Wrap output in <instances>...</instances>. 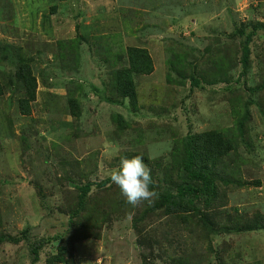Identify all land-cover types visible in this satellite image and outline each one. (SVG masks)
Here are the masks:
<instances>
[{
    "label": "rangeland",
    "instance_id": "1",
    "mask_svg": "<svg viewBox=\"0 0 264 264\" xmlns=\"http://www.w3.org/2000/svg\"><path fill=\"white\" fill-rule=\"evenodd\" d=\"M259 23L264 0H0V43L39 81L30 115L11 90L0 97V236L21 239L0 242V264H44L61 242L77 264H264V228L239 230L264 224V29L251 67L240 62ZM130 45L155 61L136 77L135 109L109 100ZM1 66L14 75L11 61ZM210 129L235 139L215 166L213 230L152 211L154 199L133 208L112 181L73 217L80 181L107 179L125 157L147 159L163 191L186 134Z\"/></svg>",
    "mask_w": 264,
    "mask_h": 264
},
{
    "label": "trees",
    "instance_id": "2",
    "mask_svg": "<svg viewBox=\"0 0 264 264\" xmlns=\"http://www.w3.org/2000/svg\"><path fill=\"white\" fill-rule=\"evenodd\" d=\"M258 29H264V25L256 24L243 39L240 62L245 72L251 67V42ZM125 53V63L113 70L112 90L114 96L109 100L112 102L128 100L135 109L138 106L136 77L138 75L152 74L155 70V61L150 50L145 46L130 45L126 48ZM19 54L13 45L9 43L2 45L0 43V97L5 96L7 91L11 90L10 98L16 97L20 112L24 115H30L33 103L38 99L39 81L33 65L26 57ZM4 61H11L15 64L14 75L11 74L10 76L7 74L5 77V72L1 66ZM217 76L215 74V78ZM192 80L194 84L199 83V80L193 76ZM209 81L213 82V79H209ZM76 100L70 97L69 102L73 109L72 112L77 115L76 109L79 108V104ZM234 149L235 139L224 130L210 129L187 133L181 148L174 156L176 163L172 167L170 178L165 180L167 187L163 191L154 179L155 172L151 171L154 181L152 188L158 192V197L154 198L151 210H163L164 215L179 219L184 223L194 222L203 230L211 228L212 220L218 216L215 203L219 194L217 188L219 174L215 170V166ZM145 161L148 163L147 159ZM108 182H111L110 177L99 183L92 181L81 183L80 181V185L77 186L78 199L73 208V217L76 216L78 218L83 215L93 186L102 187ZM239 223L240 221L236 225ZM229 226L228 220L224 222L218 221L214 230H229ZM259 228H264V224L258 221L255 223L249 221L239 227V230H255ZM211 230L213 229L211 228ZM7 239L13 243L21 241L17 236H0V242ZM33 254L37 260L39 258V248L37 246L33 247ZM175 261V264H187L182 256L175 259ZM75 262L66 244L61 242L44 264H77Z\"/></svg>",
    "mask_w": 264,
    "mask_h": 264
},
{
    "label": "clouds",
    "instance_id": "3",
    "mask_svg": "<svg viewBox=\"0 0 264 264\" xmlns=\"http://www.w3.org/2000/svg\"><path fill=\"white\" fill-rule=\"evenodd\" d=\"M110 180L119 187L133 208L145 201L151 204L158 197V192L152 188L154 181L151 168L142 155L122 158L119 168L112 171Z\"/></svg>",
    "mask_w": 264,
    "mask_h": 264
}]
</instances>
